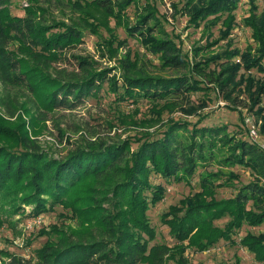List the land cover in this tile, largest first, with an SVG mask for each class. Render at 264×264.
Instances as JSON below:
<instances>
[{"label":"trees","instance_id":"16d2710c","mask_svg":"<svg viewBox=\"0 0 264 264\" xmlns=\"http://www.w3.org/2000/svg\"><path fill=\"white\" fill-rule=\"evenodd\" d=\"M239 1L182 0L181 6L175 7L177 13L187 17L189 26L201 27L203 33L210 35L211 28L220 27V37L194 48L195 57L191 61L169 39L157 21L153 4L147 2L140 8L135 5V21L128 24L126 9L137 0L72 1V7L93 32V10L118 25L127 20L128 34L137 37L150 53L159 57L163 67L191 72L189 76L169 78L142 74L135 78L122 76L118 84L117 78L109 77L105 70L91 71L90 63L80 57L77 60L85 76L70 73L66 77L59 71L53 77L48 71V62L57 60L65 49L81 42L80 27L64 23L45 25L37 12L41 9L34 6L27 7L24 16H13L8 9L10 0H0V82L6 89L27 88L37 99L38 120H45L46 114L56 109H73L82 100L97 97L104 84L121 101L146 100L158 115L162 110L174 108L172 100L204 90L202 81L214 84L225 93L243 83L248 90L254 88L260 97L250 95V98L259 104L264 97V80L239 73L241 69H256L264 74V9L257 14L253 0H249L250 13L243 19V25L250 29L255 48L241 51L226 47L218 53H207L202 60L195 59L203 49L209 52L219 40L229 38L236 24L234 12ZM89 19L94 20L90 23ZM58 26L60 29L53 32ZM115 41L116 36L106 42L112 46ZM234 58L238 61H233ZM132 64L137 66L136 62ZM38 91H45L44 96ZM162 101H165L163 105H159ZM262 110L264 107H259ZM8 113L13 116L15 109L11 108ZM186 114H195V111H186ZM199 122L189 126L171 121L160 135L137 140L132 153L129 143L121 146L94 143L71 152L63 160L26 150L31 148L28 138L0 135V139L9 140V149L0 146V211L10 216L15 209H21V204L33 205L32 216L37 217L46 210L47 204L68 201L67 206L73 209L80 226L77 233L70 235L57 231V243L39 249L36 261L12 256L7 264H138L143 261L164 264L170 249L150 247L154 231L142 216L165 192L163 186L151 184L152 174L188 184L199 167L217 165L219 169H203L198 175L199 190L184 198L180 209L172 207L166 213L162 222L169 226L177 245L187 240L189 246L203 250L221 240L233 242L232 236L244 224L255 227L264 223V152L255 144L229 134L225 125L198 127ZM237 165L247 167L255 178L236 187L234 174L225 173L221 168ZM222 187H234L235 194L218 199L217 190ZM84 201L91 205L76 211L74 207ZM225 218L223 226L216 225V221ZM84 227L87 231H81ZM239 244L257 261L264 262V232L246 233ZM181 248L184 251L185 247ZM183 251L175 258L176 264H192L185 259Z\"/></svg>","mask_w":264,"mask_h":264},{"label":"rangeland","instance_id":"374dc122","mask_svg":"<svg viewBox=\"0 0 264 264\" xmlns=\"http://www.w3.org/2000/svg\"><path fill=\"white\" fill-rule=\"evenodd\" d=\"M72 1L74 0H34V2L33 0H10L8 5L13 16H24L25 9L34 6L41 9L37 12L45 25L64 23L80 27L83 35L81 42L65 49L57 60L48 62V71L53 77L55 72L59 71L60 74L67 75L66 77L70 73L85 76L86 72L81 70L78 57L90 63L91 71L105 70L109 77L115 76L118 84L121 83L122 76L135 78L142 74L169 78L182 74L189 76L191 73L188 69L175 70L163 67L159 57L150 53L137 37L128 34L125 28L127 20L118 25L114 20L103 19L102 14L93 10L91 13L95 20L89 19L90 23L93 21V28H95L93 32L85 25L80 13L72 7ZM147 2L155 6L157 21L169 39L180 46L182 53L187 55L190 61L195 57L193 56L194 48L203 47L207 42L215 41L220 37L219 26L211 28L210 35L203 33L204 30L201 27L189 26L187 17L175 10V7L181 6L182 0H137L136 4H131L126 9L128 24L135 21L133 17L135 5L140 8ZM249 2V0H240L237 4L234 12L236 24L229 38L219 40L217 44L210 47L209 52L203 49L201 55L196 56V60H202L203 56L218 53L226 47L241 51L247 47L255 48L256 43L251 37L250 29L243 25V19L250 13ZM253 2L256 13L260 14L264 9V0H253ZM57 29L60 27L52 31L55 32ZM114 36L116 41L112 46H108L106 41L109 42ZM122 42L124 43L121 44ZM15 47L16 44H14ZM233 61H238V58H234ZM134 62L137 66L131 65ZM239 73L244 76L249 75L255 80H264V74L256 69L249 71L241 69ZM195 78L200 79L198 76ZM202 82L201 85L206 87L204 90L172 100L174 108L162 110L159 115L153 111L146 100H140L138 103L121 101L107 90L108 85L104 84L97 97L86 98L73 109H56L47 113L45 120H38L37 99L27 88L6 89L0 82V135L5 134L16 139L28 138L31 148L26 150L36 151L49 159L63 160L71 152L89 148L94 143L120 146L129 143L130 153H132L135 151L137 140L146 136L154 138L160 135L171 121L187 123L189 126L200 121L198 127L225 125L229 134L259 147L252 140L250 130L254 129L259 140L264 142V110L259 111V107H264V97L262 96L259 104L253 103L250 95L256 99L260 96L255 94L254 88L248 90L243 83L225 93L208 81ZM38 92L44 96L45 91ZM164 102H160L159 105H163ZM11 108L15 109L13 116L8 113ZM186 111H195V114L188 115ZM7 141L9 140L0 139V146L9 149ZM260 149L264 152V149ZM203 169L217 170L218 168L217 165L199 167L188 184L158 175L150 176L151 184L161 185L165 190L162 199L154 206H149L142 215L147 225L154 231V238L149 243L150 247L158 245L170 249L169 257H164V264H176L175 258H178L177 255L183 251L181 247H185L183 255L192 264H264L257 261L252 253L239 244V240L246 233L255 235L263 233L264 223L255 227L244 224L232 236L233 242L221 240L206 249L197 250L189 246L187 240L181 243L182 245H177L178 243L170 234L169 226L162 222L172 207L180 209V202L199 190L198 175ZM221 171L234 174L233 183L236 187L251 182L255 178V175L244 166L224 167ZM234 194V187H222L217 190L216 197L229 198ZM82 200L83 198H80V201ZM67 203L68 201L61 204H55V202L53 205L47 204L46 210L37 217L32 216L33 205L21 204V209L19 211L15 209L10 216L1 210L0 264H7L12 256L36 261L39 249L46 244L57 243L59 237L57 231L68 235L77 233L80 230L79 222ZM89 205L91 204L84 201V204L74 209L78 211ZM181 213L179 212V215ZM226 220L227 218L221 219L215 223L223 226ZM84 230L87 231L86 227L81 231ZM138 264H149V262L143 261Z\"/></svg>","mask_w":264,"mask_h":264},{"label":"built area","instance_id":"2783aa9c","mask_svg":"<svg viewBox=\"0 0 264 264\" xmlns=\"http://www.w3.org/2000/svg\"><path fill=\"white\" fill-rule=\"evenodd\" d=\"M250 136L252 140L259 145L260 148L264 149V142L259 140L258 134L254 129L250 130ZM38 222H39V219H38Z\"/></svg>","mask_w":264,"mask_h":264}]
</instances>
